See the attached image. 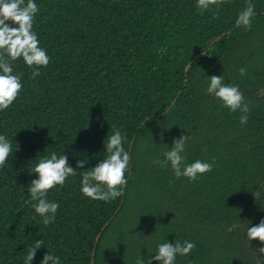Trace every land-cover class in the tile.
Wrapping results in <instances>:
<instances>
[{
	"label": "trees",
	"instance_id": "1",
	"mask_svg": "<svg viewBox=\"0 0 264 264\" xmlns=\"http://www.w3.org/2000/svg\"><path fill=\"white\" fill-rule=\"evenodd\" d=\"M36 3L34 31L51 62L33 78L15 61L24 88L0 112V134L14 150L0 168V264H24L40 239L31 264L47 251L61 264L147 262L166 240L196 244L176 264H264L262 245L246 240L248 226L264 218V0H252L251 30L235 23L246 0H226L218 19L215 6L201 11L196 0ZM212 75L240 86L250 102L246 125L206 94ZM113 127L126 135L131 162L124 195L105 203L80 188L83 171L106 157ZM182 134L192 136L188 162L215 160L195 182L154 163ZM53 151L72 167L87 163L48 192L60 207L45 226L27 203L28 186L39 158Z\"/></svg>",
	"mask_w": 264,
	"mask_h": 264
},
{
	"label": "clouds",
	"instance_id": "2",
	"mask_svg": "<svg viewBox=\"0 0 264 264\" xmlns=\"http://www.w3.org/2000/svg\"><path fill=\"white\" fill-rule=\"evenodd\" d=\"M225 2L226 0H196V7L201 11H207L215 6L217 11L213 18L218 19L219 9ZM255 10L256 5L252 0H246L245 7L237 15L236 25L251 30ZM39 11L40 6L36 0H0V112L9 109L24 88L23 74L14 71L15 61L22 58L24 64L32 69L33 78L40 76V69L46 68L51 62V57L40 45L38 33L33 27ZM239 72L242 77L247 75L245 68H240ZM208 81L206 94L219 100L221 107L227 108L230 112L242 113L240 123L246 125L250 102L246 101L240 86L226 82L223 75L208 76ZM191 139V134H182L179 138H174L172 146L162 153L164 158L157 159L154 163L161 168L170 166L176 179L185 177L190 182L198 181L202 175L212 172L214 159L211 162L201 159L188 162L185 150ZM106 140L107 143H104L106 157L94 167L83 171L80 188L84 196L105 203L124 195V189L128 184L126 172L130 170L131 162V155L124 148L127 137L122 134L119 127H113L112 134H108ZM206 150L205 148L204 151ZM13 154L12 141L6 135L0 134V168L6 165ZM86 163L85 160H78L76 167H72L64 152L58 155L55 151L49 156L39 158L32 171L37 174V178L28 186L30 200L27 203L43 218L42 223L45 226L54 223L60 207L58 202L47 198L48 192L57 186L62 188L68 178L76 176L77 170L83 168ZM246 235V240L250 242L256 240L262 245L256 252L264 255V218L259 223L248 226ZM43 244V239H40L28 247L24 264H31L37 250L41 249ZM195 248L196 244L189 240L174 242L166 240L157 245L155 256H149L146 262L140 255L136 258L135 264H153V260L159 264H176L177 256H189ZM40 264H61V261L60 257L47 251Z\"/></svg>",
	"mask_w": 264,
	"mask_h": 264
},
{
	"label": "water",
	"instance_id": "3",
	"mask_svg": "<svg viewBox=\"0 0 264 264\" xmlns=\"http://www.w3.org/2000/svg\"><path fill=\"white\" fill-rule=\"evenodd\" d=\"M258 188H260L261 190L264 188V181H261V183L258 184ZM258 188H256V189L254 190V193H253V197H254V198H256L257 196H259L260 193H261V190H259Z\"/></svg>",
	"mask_w": 264,
	"mask_h": 264
}]
</instances>
